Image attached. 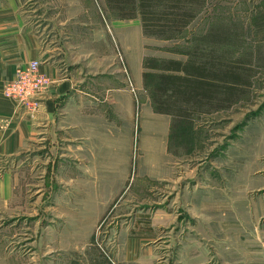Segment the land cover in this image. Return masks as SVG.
Segmentation results:
<instances>
[{
	"label": "rangeland",
	"instance_id": "374dc122",
	"mask_svg": "<svg viewBox=\"0 0 264 264\" xmlns=\"http://www.w3.org/2000/svg\"><path fill=\"white\" fill-rule=\"evenodd\" d=\"M103 4L21 0L26 23L39 21L45 41L64 47L66 74L86 93L84 116L110 133L93 171L96 127L77 131V112L57 106L55 128L0 163V264H264V0H207L176 43L145 36L139 19L107 17ZM211 26L230 32L227 57L250 86L228 110L196 116L176 142L173 118L154 111L139 79L143 60H184L167 49ZM37 98L11 101L34 119Z\"/></svg>",
	"mask_w": 264,
	"mask_h": 264
},
{
	"label": "trees",
	"instance_id": "16d2710c",
	"mask_svg": "<svg viewBox=\"0 0 264 264\" xmlns=\"http://www.w3.org/2000/svg\"><path fill=\"white\" fill-rule=\"evenodd\" d=\"M206 4L207 0H104L102 9L107 17L139 19L147 37L176 43L184 39ZM229 39L226 28L211 26L204 35L188 40L189 45L167 49L187 57L186 61L145 58V88L154 111L173 117L174 141H179L196 116L237 104L250 86V78L227 57Z\"/></svg>",
	"mask_w": 264,
	"mask_h": 264
},
{
	"label": "crops",
	"instance_id": "0c3cea01",
	"mask_svg": "<svg viewBox=\"0 0 264 264\" xmlns=\"http://www.w3.org/2000/svg\"><path fill=\"white\" fill-rule=\"evenodd\" d=\"M2 4V7H0V163L5 161L7 157L19 155L27 144H31L38 139L39 135L47 134L55 128V120L58 113L57 106L63 105V114L67 112H77V124L74 123L76 124L74 128L77 129V131L80 126L87 125V123H93L96 127H94L95 131L93 137L88 142L93 145L89 157L92 160V165L94 167L93 171L95 169H100L99 161L102 158V153L99 152L102 146L101 136L108 127H104L105 129L102 128L95 117L91 119V116H84L86 112L83 110L85 109L86 102L82 98H84L83 95L86 93L84 89H75L76 82L74 76L78 74H66L69 66L67 64L68 55L66 52H63L64 47L57 41H52L51 44L45 41L43 37L45 32L43 29H40L41 25L39 21L26 23V17L22 15L21 11V0H3ZM53 42L54 46H50L53 45ZM49 47L52 48V50H48ZM156 58L183 60L177 57L166 58L156 56ZM185 58L186 59L183 61L187 60V57ZM33 61H38L41 64V72L50 77L54 85L47 93L41 96L44 97L41 101V108L35 115L36 117L30 119L31 117L28 118L22 114V111L19 110L20 108L16 104L4 98L2 90L5 84L14 77L17 68L28 65ZM143 69L144 71L139 79L141 78L142 84L145 87L144 73L147 70L144 67ZM82 79L84 80V78ZM115 91V88L109 89V93ZM229 108L215 111L209 115L222 113ZM168 116L173 118L171 115ZM116 121L118 120L112 121L110 125L112 124V129L115 127L119 133V128L118 126L116 127ZM107 132L108 134L110 133L108 129ZM80 135H84L83 132H76V135L73 136L79 138ZM116 144L119 145V142L116 141ZM110 148L116 153L117 149L115 146L113 148L110 146ZM67 168L62 169L64 171L62 174L64 183L68 182L69 179L67 178L71 176V171ZM46 173H48L46 175V180H48L47 186H56V181H54L52 177V171L47 170ZM93 176L90 175V177ZM80 181L75 182L80 183ZM3 182H5L2 184L3 186H5V184L8 186V184L12 182V178H6ZM0 189L2 190L4 188ZM245 222L247 224H254L255 220L253 222L251 219H245ZM246 230L247 232L252 231L253 228H248ZM235 231L241 234L245 233L244 227L237 229L233 228L229 230L227 235ZM190 264L193 263L190 262Z\"/></svg>",
	"mask_w": 264,
	"mask_h": 264
},
{
	"label": "built area",
	"instance_id": "2783aa9c",
	"mask_svg": "<svg viewBox=\"0 0 264 264\" xmlns=\"http://www.w3.org/2000/svg\"><path fill=\"white\" fill-rule=\"evenodd\" d=\"M41 64L33 61L18 68L15 76L5 84L3 95L5 98L25 107L28 103L36 104L39 96H43L52 86L51 79L40 70ZM36 109L35 106H30Z\"/></svg>",
	"mask_w": 264,
	"mask_h": 264
}]
</instances>
